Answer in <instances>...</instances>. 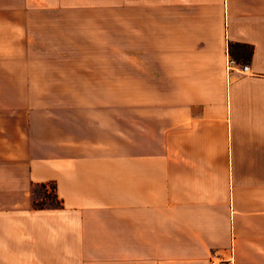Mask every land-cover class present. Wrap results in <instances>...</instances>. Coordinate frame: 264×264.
Instances as JSON below:
<instances>
[{"label":"crops","instance_id":"crops-1","mask_svg":"<svg viewBox=\"0 0 264 264\" xmlns=\"http://www.w3.org/2000/svg\"><path fill=\"white\" fill-rule=\"evenodd\" d=\"M0 55L112 92L0 97V264H264V0H0Z\"/></svg>","mask_w":264,"mask_h":264},{"label":"rangeland","instance_id":"rangeland-1","mask_svg":"<svg viewBox=\"0 0 264 264\" xmlns=\"http://www.w3.org/2000/svg\"><path fill=\"white\" fill-rule=\"evenodd\" d=\"M10 62H8V70L13 71L10 73V77L8 73L5 74V71L0 69V97H112V92L108 90L109 87L94 84V79H88V84H82L83 80L80 78L85 76L87 71H82L76 64H71V67L75 69L67 71L69 72L67 76L61 79L59 72H63L61 71L63 62H51L56 68L49 71L36 70L34 72V70L24 69L21 70L20 75V70H18V77H15L17 73L15 69L18 65ZM17 63H21V61ZM66 63H68L66 66L70 65L69 62ZM51 187L52 185L33 186L31 204L35 206L40 203L46 205L54 203Z\"/></svg>","mask_w":264,"mask_h":264},{"label":"trees","instance_id":"trees-1","mask_svg":"<svg viewBox=\"0 0 264 264\" xmlns=\"http://www.w3.org/2000/svg\"><path fill=\"white\" fill-rule=\"evenodd\" d=\"M228 51L231 55H233V53L236 52V55L238 56L239 59H241L242 61H247L249 60L250 58V55H251V49L250 47H247L245 45H240V44H229L228 46ZM44 187V186H42ZM52 197L54 198V203H48L47 205L46 204H37L35 205L37 208H43L45 205L48 206V205H57L58 204V200L55 196V192H54V185H52Z\"/></svg>","mask_w":264,"mask_h":264},{"label":"built area","instance_id":"built-area-1","mask_svg":"<svg viewBox=\"0 0 264 264\" xmlns=\"http://www.w3.org/2000/svg\"><path fill=\"white\" fill-rule=\"evenodd\" d=\"M234 69H238L240 72L242 73H247L248 72V64L244 63V64H237L236 61L231 58L228 53L226 56V60H225V70L227 72H230ZM209 264H233V261L231 260V258L229 259H223L221 257H212L209 260Z\"/></svg>","mask_w":264,"mask_h":264}]
</instances>
